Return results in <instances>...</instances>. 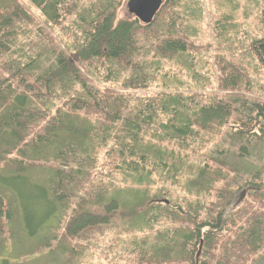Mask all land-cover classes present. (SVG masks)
I'll return each mask as SVG.
<instances>
[{"label": "trees", "instance_id": "trees-1", "mask_svg": "<svg viewBox=\"0 0 264 264\" xmlns=\"http://www.w3.org/2000/svg\"><path fill=\"white\" fill-rule=\"evenodd\" d=\"M243 1L229 0L216 35L257 31L241 50L264 67V0ZM193 3L165 0L144 24L118 18L122 0H0V244L14 237L7 227L25 190L61 211L32 250L56 264H105L89 255L106 237L115 264H197L202 240L198 264H258L264 99L231 54L219 57L210 97L168 67L189 61L199 85L210 79L191 39L201 23ZM153 85L163 90L138 93Z\"/></svg>", "mask_w": 264, "mask_h": 264}, {"label": "rangeland", "instance_id": "rangeland-1", "mask_svg": "<svg viewBox=\"0 0 264 264\" xmlns=\"http://www.w3.org/2000/svg\"><path fill=\"white\" fill-rule=\"evenodd\" d=\"M128 0H122L121 7L118 10V18H128L131 19L134 17L132 13H130L128 6H127ZM199 4H201L199 7H197L199 10H201V14L199 15L201 17L200 24H198V34L195 37H192L193 43L196 47H198L199 51H202V55H198L202 66L204 75L209 76L210 79L203 81L207 82L205 85H199L198 79L199 74L198 71H200L198 68V65L195 66L196 72L194 71L193 67H190V62L186 61L185 66L179 65L175 63L174 61H171L168 67H171L173 72H177L180 74V78L186 81L187 85L190 86V83L194 84V86H190V89L193 90L195 93L200 96L201 94L205 97H210L215 92H218L217 85L220 81V73L218 71L217 62L219 60V57H222L224 54L227 58L232 56V58L236 61H242L245 65H247L249 69V75L252 79V90L255 94H261V97L264 99V67H261L258 63V60L255 59V61L250 62L248 59V55L242 52L241 48L244 44L245 48L247 45L250 44L252 39L259 35L257 31L252 32L251 29L247 28L249 32H247V36L243 38V40L237 41L236 36L232 38V41H227L221 37V34L217 37L215 29L217 28V22L222 20L224 14H230L233 11V7L231 6V3L229 0H197ZM190 6L193 7V0H187ZM244 3V1L242 0ZM187 11H189L188 8H186ZM263 10V8H262ZM242 9L238 10V13H242ZM257 10H255L256 12ZM262 12V11H261ZM192 21H195L193 17H190ZM256 15H251L248 18V25H252L256 21ZM246 23V21H239ZM241 26V25H240ZM242 33L241 28H239L238 34ZM236 41V43H235ZM67 38L62 40L60 44L63 47L66 46ZM239 42H243L238 47L237 44ZM247 42V43H246ZM202 47H208V51H204ZM233 49H236L235 51H231ZM241 54L244 55V58L241 56ZM204 52H206V56L204 57ZM197 59V62H199ZM199 64V63H198ZM257 64V65H256ZM261 67V68H259ZM202 73V71H200ZM161 83V82H160ZM161 85V84H160ZM186 85V86H187ZM261 85V86H260ZM162 86V85H161ZM260 86V87H259ZM162 91L163 89L158 85H153L147 90H140L138 91L139 94H152L157 93L159 91ZM183 91L187 92L189 91L188 87H184L182 89ZM160 91V92H161ZM227 130V127H226ZM219 140L221 142H224V136L219 137ZM226 143V142H225ZM227 145V144H226ZM217 148H215L216 150ZM239 151L237 148H234L233 152L238 153ZM232 152V153H233ZM47 172L41 171L40 175H45ZM38 174L35 171H30L27 175L30 177V179L33 178L34 175ZM5 187H7L5 185ZM41 188V187H39ZM23 186H20V192L23 190ZM7 191H11V188H7ZM245 190V188H242L237 191L235 195V200L237 201L240 198V195ZM18 192V191H17ZM246 198V197H245ZM23 199V201H21ZM44 198L41 197H29V194L27 191H23V197L19 200V210L15 209V216L12 220V223L9 224L8 233L6 234L7 237L10 236V230L13 233L12 238L6 239L4 242L0 244V259L5 257L11 259L12 264H56L48 254L43 256L41 255V252L33 254L32 250L37 248V251L40 249L38 248L35 243L37 241H41L45 236L54 234V229H48L47 227L49 225H58V215L61 214V211L58 210V214H55L53 212H50L51 209L48 208L47 203L45 204V208L43 205H39L37 207V204L42 202ZM245 200V199H244ZM18 206V204H17ZM27 206H29V209H27ZM37 207V210H36ZM11 220V219H10ZM9 220V221H10ZM10 228V229H9ZM48 233V234H47ZM1 238V236H0ZM20 240L21 242H18ZM110 244L109 238L106 237L103 240H101L96 246L92 248V253L89 255L90 258L93 259L94 262L98 263L99 260L104 261L105 264H115V262L110 261L109 258L106 256L104 249H107L108 245ZM36 251V252H37ZM263 257V258H262ZM258 264H264V252L263 256ZM120 263H122L120 261Z\"/></svg>", "mask_w": 264, "mask_h": 264}, {"label": "water", "instance_id": "water-1", "mask_svg": "<svg viewBox=\"0 0 264 264\" xmlns=\"http://www.w3.org/2000/svg\"><path fill=\"white\" fill-rule=\"evenodd\" d=\"M165 0H128L127 6L134 16H136L142 23L149 24L152 23L155 16L161 9L163 3ZM247 195V190L245 189L242 194L240 195V198L235 202L234 207H238L245 199ZM162 202L169 203L168 200H160ZM204 247V240L201 241V245L199 247L198 253H197V264L200 261V257L202 255Z\"/></svg>", "mask_w": 264, "mask_h": 264}]
</instances>
